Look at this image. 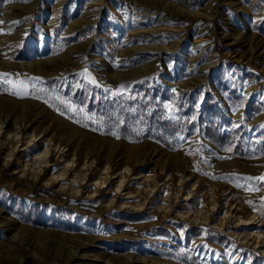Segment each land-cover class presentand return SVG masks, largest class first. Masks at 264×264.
I'll return each instance as SVG.
<instances>
[{"label": "rangeland", "instance_id": "374dc122", "mask_svg": "<svg viewBox=\"0 0 264 264\" xmlns=\"http://www.w3.org/2000/svg\"><path fill=\"white\" fill-rule=\"evenodd\" d=\"M0 22L29 92L0 82V264H264V0H0Z\"/></svg>", "mask_w": 264, "mask_h": 264}, {"label": "bare ground", "instance_id": "6f19581e", "mask_svg": "<svg viewBox=\"0 0 264 264\" xmlns=\"http://www.w3.org/2000/svg\"><path fill=\"white\" fill-rule=\"evenodd\" d=\"M44 154H46V151L44 152ZM43 162L46 163V159H43L42 160ZM66 172V168L63 169L61 171V173H59L60 175H64ZM121 185V180H118V184H117V187H120ZM202 207V206H201ZM199 210H201L199 208ZM201 212V211H200ZM208 219V218H207ZM244 223L246 225V228L249 230V229H253L254 232H256L258 234V236L262 235L264 236V222L262 221L261 218H259L258 216L256 215H252L250 217H248L247 219L244 220Z\"/></svg>", "mask_w": 264, "mask_h": 264}, {"label": "snow or ice", "instance_id": "6c2138e0", "mask_svg": "<svg viewBox=\"0 0 264 264\" xmlns=\"http://www.w3.org/2000/svg\"><path fill=\"white\" fill-rule=\"evenodd\" d=\"M2 23V22H0ZM7 74H0V82H2L5 85H10V89L13 94L18 95V96H26L29 94L27 90V86L23 81H11L9 79H5ZM115 135V133H113ZM251 179H259L261 181H264V176H261L259 178H251Z\"/></svg>", "mask_w": 264, "mask_h": 264}]
</instances>
